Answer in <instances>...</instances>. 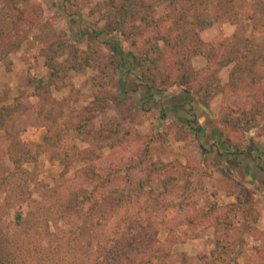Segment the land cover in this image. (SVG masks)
I'll return each instance as SVG.
<instances>
[{"label":"rangeland","instance_id":"rangeland-1","mask_svg":"<svg viewBox=\"0 0 264 264\" xmlns=\"http://www.w3.org/2000/svg\"><path fill=\"white\" fill-rule=\"evenodd\" d=\"M257 1L234 0V21L208 15L211 26L199 36L218 41L236 31L264 41L248 17ZM108 8V0H0V27L8 36L0 34V43L19 45L0 51V104L16 108L18 140L37 155L15 170L0 131V241L8 255L2 264H100L113 226L120 264H264L263 100L215 92L204 98L196 84L190 91L148 90L131 56L135 36L96 35ZM80 56L89 65L75 69ZM111 58L121 64L113 74ZM207 64L192 60L196 70ZM231 67L217 69L219 84ZM33 79L41 80L38 89ZM235 111L243 120L255 115L254 127L244 131L223 121ZM55 118L61 139L47 145ZM228 143L243 152L229 153ZM91 168L102 183L90 201L74 207L80 189L93 187L84 180L94 178ZM105 192H123L119 208L104 201ZM44 220L55 236H46ZM130 229L143 244L137 250L125 239ZM50 244L58 251L40 260L35 249Z\"/></svg>","mask_w":264,"mask_h":264},{"label":"trees","instance_id":"trees-1","mask_svg":"<svg viewBox=\"0 0 264 264\" xmlns=\"http://www.w3.org/2000/svg\"><path fill=\"white\" fill-rule=\"evenodd\" d=\"M108 0V11L104 15L103 30L99 34H117L120 37L128 38L130 35L135 36L132 45L136 47V54H131L133 63L139 68V81L144 84L148 90L166 91L173 86H178L187 90L193 89L196 84V90L201 92L203 97H209L214 92L223 93L224 95L232 94H257L256 99L263 100L264 104V41L255 42L237 36V32L229 39L218 38V41L211 40L204 42L199 36L200 32L211 26L210 19L219 20L225 18L229 21L236 20L239 12L236 10L232 0ZM214 5L223 9V14L213 12L211 6ZM257 7L248 17L253 19V29L264 33V0L257 1ZM257 15V17L255 16ZM255 16V17H254ZM155 32V38L150 37V30ZM0 34L5 35L0 27ZM5 37H8L5 35ZM10 40L3 39L0 43V51L18 49L17 43H10L9 47H4L3 42ZM137 42L139 43L137 45ZM73 51L78 53L77 50ZM83 55V54H80ZM195 57H202L207 61V65L199 70L194 69L192 60ZM88 56L75 58L76 68L89 65ZM1 59V56H0ZM212 59L215 60V68L210 66ZM227 81L219 84L217 81V69L231 65ZM109 65L113 74L121 68L120 62L110 59ZM205 76L209 82L202 85L201 79ZM41 80L33 79L32 86L38 89ZM213 86V90L210 88ZM253 88L256 90H253ZM16 108L9 105L0 104V131L5 134L8 141L7 156L13 167L21 171L24 163L32 162L37 155L23 146L17 137V131L14 126ZM239 113V112H238ZM243 115V111L240 112ZM262 115V114H261ZM57 118L53 119L47 127V133L44 136V142L52 145L53 140L58 143L61 139V132L57 127ZM225 123H230L236 129L242 128L249 131L254 127L256 116H248L243 120L237 111L229 114V117L223 118ZM86 132L99 138V131L94 130L91 126L85 128ZM229 144V143H228ZM204 151V148L201 147ZM242 148L236 144H229V153L241 154ZM155 170L158 166L153 165ZM90 171L94 178H85L88 185H93L91 189L82 187L77 196V201L73 206H79V203L90 201V195L96 191L98 184L102 183L99 173L93 168ZM264 188V182H263ZM124 198L123 192L119 195H110L105 192V202L117 209L122 204ZM69 207V206H67ZM217 221V220H216ZM80 230L84 228L83 221ZM48 223L44 220L46 226V236H55L49 233ZM111 236L103 248L100 256V264H120L123 261L122 248L118 242L119 228L113 226ZM136 231V230H135ZM81 232V231H80ZM134 233L130 229L127 237L128 243H135V250L141 245V242L133 238ZM39 235H43L38 232ZM117 235V236H116ZM45 238V237H44ZM42 238L38 240L41 242ZM135 240V241H134ZM134 241V242H133ZM126 245V244H125ZM34 248L36 245L33 246ZM222 247L218 241L215 249ZM34 250V249H33ZM6 247L0 241V264L8 259L5 252ZM39 259L49 258L58 250L48 245L43 249H35ZM215 253V251H213ZM4 257V259H3ZM219 259V258H218ZM38 262V261H37ZM217 263V262H216ZM215 263V264H216Z\"/></svg>","mask_w":264,"mask_h":264}]
</instances>
